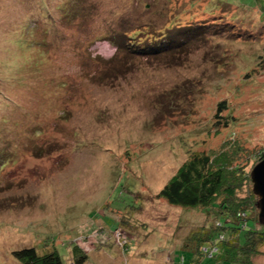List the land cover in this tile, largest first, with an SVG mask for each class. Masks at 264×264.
I'll return each mask as SVG.
<instances>
[{
    "label": "rangeland",
    "instance_id": "rangeland-1",
    "mask_svg": "<svg viewBox=\"0 0 264 264\" xmlns=\"http://www.w3.org/2000/svg\"><path fill=\"white\" fill-rule=\"evenodd\" d=\"M188 23L210 34L164 50ZM167 27L159 50L125 49ZM262 56L264 0H0V264L32 246L66 264H191L217 213L159 192L193 152L239 142L256 151L246 170L260 161Z\"/></svg>",
    "mask_w": 264,
    "mask_h": 264
},
{
    "label": "trees",
    "instance_id": "trees-1",
    "mask_svg": "<svg viewBox=\"0 0 264 264\" xmlns=\"http://www.w3.org/2000/svg\"><path fill=\"white\" fill-rule=\"evenodd\" d=\"M176 21L177 19L171 20L169 24H177ZM187 25L186 36L184 33L179 35L180 42L176 45L169 44L164 50L182 45L187 37L199 39V33L203 32L205 36L210 34L211 24ZM166 30L167 32L154 39L158 44L149 45L151 42L141 43L136 40L138 38H128L130 40L127 41L125 49L138 54H142L141 50H159L163 41L170 38L168 43H171L175 39L169 35L170 28L167 27ZM261 62L260 66L264 69V56ZM227 107L224 101L219 104L215 115L218 126L227 128L231 125L227 116L222 114ZM246 151L248 155H244ZM254 152L256 151L246 149L245 144L239 142L231 143L221 150L193 152L175 176L160 190L159 197L173 206L207 211L214 209L213 212L217 213L218 221L206 232L207 236L204 239L202 235L194 236V239H198V246L191 264H200L203 257L216 259L218 264H256L255 257L260 253L259 247L264 244V224L260 222L259 216L253 217L250 211L257 209V197L253 192L251 179V172L257 163L252 164L250 171L246 167ZM258 152L262 153L261 161L264 158V149ZM242 157L246 158L247 164L240 163ZM40 250L35 246L25 247L14 251L13 255L24 264H66L57 249L44 252ZM86 259V255L80 254L74 264H84Z\"/></svg>",
    "mask_w": 264,
    "mask_h": 264
},
{
    "label": "water",
    "instance_id": "water-1",
    "mask_svg": "<svg viewBox=\"0 0 264 264\" xmlns=\"http://www.w3.org/2000/svg\"><path fill=\"white\" fill-rule=\"evenodd\" d=\"M251 179L253 192L257 197L256 206L259 209V219L264 224V158L253 168Z\"/></svg>",
    "mask_w": 264,
    "mask_h": 264
}]
</instances>
